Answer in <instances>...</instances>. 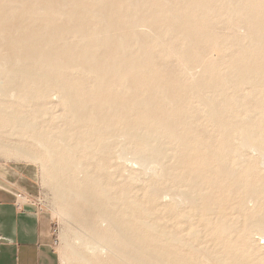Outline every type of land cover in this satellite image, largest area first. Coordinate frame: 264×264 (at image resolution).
<instances>
[{
    "label": "rangeland",
    "instance_id": "1",
    "mask_svg": "<svg viewBox=\"0 0 264 264\" xmlns=\"http://www.w3.org/2000/svg\"><path fill=\"white\" fill-rule=\"evenodd\" d=\"M230 2L0 0V170L32 169L60 264H264V0Z\"/></svg>",
    "mask_w": 264,
    "mask_h": 264
},
{
    "label": "crops",
    "instance_id": "2",
    "mask_svg": "<svg viewBox=\"0 0 264 264\" xmlns=\"http://www.w3.org/2000/svg\"><path fill=\"white\" fill-rule=\"evenodd\" d=\"M16 192L34 193L30 167L0 170V264H60L51 217L31 204L17 206Z\"/></svg>",
    "mask_w": 264,
    "mask_h": 264
},
{
    "label": "bare ground",
    "instance_id": "3",
    "mask_svg": "<svg viewBox=\"0 0 264 264\" xmlns=\"http://www.w3.org/2000/svg\"><path fill=\"white\" fill-rule=\"evenodd\" d=\"M232 1H234V0H231V2ZM230 2V3H231ZM237 2V1H236ZM255 2V1H254ZM59 3H60V1H59ZM58 3V4H59ZM137 3H138V1H137ZM62 4V3H61ZM61 4H60V6H61ZM141 5V4H140ZM65 6V5H64ZM63 6V7H64ZM231 6V5H230ZM63 9V8H62ZM73 9V8H72ZM71 9V10H72ZM60 11V10H59ZM63 11H65V10H63ZM62 13V12H61ZM65 14V13H64ZM63 14V15H64ZM104 15V14H103ZM139 22V21H138ZM6 25V24H5ZM11 26H13V25H11ZM137 32V31H136ZM135 33V32H134ZM138 34V33H137ZM141 38V37H140ZM191 38V37H190ZM122 39V38H121ZM125 41V40H124ZM255 42V41H254ZM124 45V44H123ZM140 45V44H139ZM32 52H33V54L34 53H37L38 55H39V58L43 61V62H45V61H47V62H50V63H57V62H55V59H51L50 57L52 56V54H50L49 52L48 53H42V52H40L39 50H36V49H34V50H32ZM56 57L58 58V56L56 55ZM17 58V57H16ZM16 61H18V62H20L18 59H16ZM11 74H13V72L12 73H10V75ZM22 75V76H25L26 74L28 75H33V72H28V71H21V72H19V75ZM13 76H14V74H13ZM16 76V75H15ZM12 77H10V79H11ZM1 82V81H0ZM41 91H43L44 93L45 92H49L50 91V88H49V84L47 83V87L45 88V89H42ZM5 94L4 95H7V92H4ZM42 95L44 96V94L42 93ZM140 100V99H139ZM141 102V101H140ZM142 103V102H141ZM141 105V104H140ZM130 106V105H129ZM135 106V105H134ZM136 108V107H135ZM0 113L1 114H3L4 116H7V117H9V118H11V122L12 121H15L16 123L17 122H22V121H24V119L21 117V115H19V113L12 107V106H10V105H3V106H0ZM19 115V116H18ZM83 118H85V116L83 117ZM96 122H97V120H95ZM21 124V123H20ZM33 124V123H32ZM104 126V125H103ZM28 127L29 128H33V126L32 125H28ZM125 135L126 134H124V133H119V134H117V135H114V137H113V139L115 140V141H117V142H120L121 143V141L120 140H122V139H124V137H125ZM39 136V135H38ZM112 136L113 135H111V137L110 136H107V137H104L103 135H99V138H100V140H99V147H100V150L101 151H103V153L105 154V156H107L106 154L108 153H110L109 151H111L112 150V148H114V146H109L108 147V145L110 144V142H109V140H111V138H112ZM133 136V135H132ZM48 138H49V136H47ZM46 136H44V137H38L37 139L38 140H41V139H43V140H45L46 138H47ZM149 137V135L148 136H144V138H148ZM245 138V137H244ZM249 138H251V137H249ZM63 140H64V138L62 137V138H57L56 140H54L53 139V141H56V143H63ZM151 140V139H150ZM247 140H252V139H248L247 138ZM244 141V144H242V145H245L246 143H248L249 141ZM49 141V143H47ZM260 141V140H259ZM259 141H257V142H259ZM47 142H42V143H47V146H45V149H46V151H47V153L49 154V157L51 158V162H53V159H54V157L50 154V152H49V150L48 149H52V150H56V151H58V153H57V155L55 156V157H60V158H57V160L55 159L54 161H56V162H58V163H61L62 165H63V160L65 161V169L67 170V169H69V167H71V166H73V167H75V168H79V166H81V164H80V162H75V161H71L70 160V156L72 155V148H70V149H68L66 146L65 147H59V145H56V147H52V144H51V142H50V139H47ZM256 143V142H255ZM255 143H252V144H250L251 146H253L254 148H257V147H262L261 146V144H260V146H259V144H255ZM64 145V144H63ZM246 145H249V144H246ZM122 147V149H123V146H121ZM258 149V148H257ZM260 151H261V149H260ZM19 152L22 154V155H24V156H26V157H31V155L29 154V153H27V152H25L24 150H22V149H19ZM262 152H264V147H262ZM123 153H125V154H123ZM123 153H121V156L123 157V159H121V157L119 158L120 160H124V158L126 157L125 155H126V153H127V151L125 152V151H123ZM119 154V153H118ZM117 154V155H118ZM63 155H65L64 157H63ZM120 156V155H119ZM128 156V155H127ZM129 157H131V156H129ZM136 159H137V161H139L143 166L145 165V166H147L146 164H147V160L146 159H143V158H141V156H136L135 157ZM136 161V162H137ZM138 162V163H139ZM142 166V167H143ZM144 166V167H145ZM150 166V165H149ZM148 167V166H147ZM248 183V182H247ZM95 184V183H94ZM99 194L101 195V196H105L107 199H109L108 201H106L105 202V204L108 206H111V204L114 202V203H116V202H119V199L117 198V197H113L111 194H110V192L107 190V188L106 187H104V186H100V191H99ZM122 195V194H121ZM181 196V195H180ZM182 196H183V194H182ZM179 197V196H178ZM187 197V196H186ZM182 199V197L180 198V200ZM187 202V201H186ZM122 215H124V213H122ZM127 217H128V215L127 214H125ZM127 217H124V218H120V219H117L116 218V216L115 217H113V216H111L110 215V213H109V210H106V209H103V213H102V215H101V221H106L108 224H109V228H110V230L111 231H113V233L115 234V236H116V239H117V237H119V238H121L122 239V241H123V243L126 245V244H130V242L132 243V241H130V240H128V237L126 236V232L124 231L125 229H127V226H129V221L127 220ZM118 224V225H117ZM118 240V239H117ZM133 245H134V248L135 249H137V248H139V246H138V244H136V243H133ZM110 246H111V248H113L114 247V245L113 244H110ZM119 251H120V253L122 252L120 249H118Z\"/></svg>",
    "mask_w": 264,
    "mask_h": 264
},
{
    "label": "built area",
    "instance_id": "4",
    "mask_svg": "<svg viewBox=\"0 0 264 264\" xmlns=\"http://www.w3.org/2000/svg\"><path fill=\"white\" fill-rule=\"evenodd\" d=\"M15 203L17 206L23 204H31L36 208V211L42 212L44 211L43 206L40 202L37 203V200L34 195L26 192H16L15 193Z\"/></svg>",
    "mask_w": 264,
    "mask_h": 264
}]
</instances>
